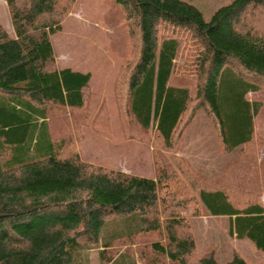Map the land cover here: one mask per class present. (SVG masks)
I'll return each mask as SVG.
<instances>
[{
    "label": "trees",
    "instance_id": "1",
    "mask_svg": "<svg viewBox=\"0 0 264 264\" xmlns=\"http://www.w3.org/2000/svg\"><path fill=\"white\" fill-rule=\"evenodd\" d=\"M108 1L132 38L112 117L122 138L149 144L154 133L156 178L78 157L66 110L85 123L105 121L96 129L105 134L112 111L102 96L87 94L90 73L53 66L49 36L67 4L6 0L14 35L0 24V264H79L74 250L91 247L100 264H248L236 252L218 262L213 249L194 257L187 216L204 211L227 216L228 233L264 255L254 153L226 165L225 183L175 155L200 108L225 150L253 145L262 103L248 94L264 90V25L256 24L264 0H231L209 21L185 0ZM63 128L67 138H54ZM142 235L148 252L115 249Z\"/></svg>",
    "mask_w": 264,
    "mask_h": 264
},
{
    "label": "rangeland",
    "instance_id": "2",
    "mask_svg": "<svg viewBox=\"0 0 264 264\" xmlns=\"http://www.w3.org/2000/svg\"><path fill=\"white\" fill-rule=\"evenodd\" d=\"M58 1L62 7L67 4V8L58 21L59 30L49 36L53 51V66L56 68L70 67L90 73L87 94L95 93L102 96L108 104L110 112L112 111V117L116 114L113 105L116 79L125 70L124 67L122 68V63H126L124 59L131 52L132 38L128 35L129 23L124 22L123 15L117 8L111 6L108 0ZM185 1L197 7L202 13L203 19L209 21L217 8L228 4L231 0ZM0 24L9 35H14L6 0H0ZM256 24L264 25V17L258 18ZM124 91L122 90V92ZM248 99L260 101L262 106L253 120V145L244 149L243 153H240V147H236L232 151L223 148L212 122L200 108L183 132L175 155L183 158L196 174L225 183L227 180L225 175L227 176V171H230L226 165L234 162L235 166H240L241 161L243 163L246 161L242 156L253 152L260 182V172L264 177V159L259 161V158L264 156V90L249 93ZM119 104L121 105V101ZM60 111V109H54L52 116L58 117ZM63 112L60 115L64 119ZM65 114L71 131V139L77 155L82 161L94 166L156 178L157 171L154 166L152 147H158V144L153 132H149L151 142L145 144L133 137L122 138L119 133L122 130V123L115 120L116 117H112L111 126L108 129H103L107 132L105 134L96 131L98 127H107L105 121L95 124L85 123L78 112L72 113L70 110H66ZM62 125L64 126V121ZM131 129L135 130L132 126ZM54 135V138L58 139L67 138L64 128ZM261 195L260 183V202ZM191 216L193 215L187 216L188 222ZM195 217L201 219L192 221L190 225L196 242L194 257H199L207 250L213 249L218 262L228 261L232 253L236 252L248 264H264V255L256 251L248 240L235 239L228 234L226 217L211 218L205 211L202 215ZM207 223L208 225L205 227L204 224ZM124 231L120 230V232ZM142 237L143 235L129 244L117 243L115 249L119 251L129 249L134 256L137 255V252H148V248L143 246L147 244V241L142 240ZM97 250L96 247L82 252L75 249L76 262H80L79 264H100Z\"/></svg>",
    "mask_w": 264,
    "mask_h": 264
},
{
    "label": "crops",
    "instance_id": "3",
    "mask_svg": "<svg viewBox=\"0 0 264 264\" xmlns=\"http://www.w3.org/2000/svg\"><path fill=\"white\" fill-rule=\"evenodd\" d=\"M89 83H90V80H89ZM262 159H264V156H263V158H259V161H261ZM264 173V172H263ZM263 175H262V173L260 172V183H261V190H262V195H261V205H262V207H263V213H264V177H262ZM208 214V213H207ZM208 216L209 217H214V218H216V217H222L223 215H210V214H208ZM208 217V218H209ZM224 217H226L227 218V232H228V226H229V219H228V217L227 216H224ZM197 219H201V218H199V217H195V216H191V217H189V223H190V225H191V223H192V221H195V220H197ZM208 225V223L207 224H204V226L206 227ZM204 227V228H205ZM207 229V228H206ZM193 233V232H192ZM229 234V233H228ZM230 235V234H229ZM193 236H194V234H193ZM231 236V235H230ZM231 237H234L235 238V235H232ZM194 239H195V236H194ZM236 239V238H235ZM252 246V245H251Z\"/></svg>",
    "mask_w": 264,
    "mask_h": 264
}]
</instances>
